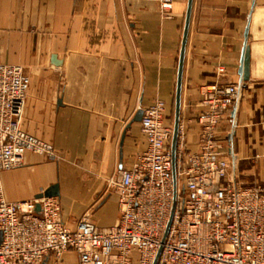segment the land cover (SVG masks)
Segmentation results:
<instances>
[{"label": "crops", "instance_id": "1", "mask_svg": "<svg viewBox=\"0 0 264 264\" xmlns=\"http://www.w3.org/2000/svg\"><path fill=\"white\" fill-rule=\"evenodd\" d=\"M187 11L188 0L166 15L157 0H0V62L22 66L31 80L22 128L60 156L50 162L27 153L22 166L2 172L9 202L57 184L69 230L85 216L99 228L117 224L119 198L109 181L148 146L136 116L162 101L174 128ZM246 46L250 75L242 81ZM217 83L241 84L219 127L237 180L264 187V0L193 2L180 123L190 152L200 150L203 88ZM42 264L80 262L69 251Z\"/></svg>", "mask_w": 264, "mask_h": 264}, {"label": "built area", "instance_id": "2", "mask_svg": "<svg viewBox=\"0 0 264 264\" xmlns=\"http://www.w3.org/2000/svg\"><path fill=\"white\" fill-rule=\"evenodd\" d=\"M157 1L166 15L177 0ZM30 84L22 66L0 62V174L22 166L27 153L60 160L51 143L22 128ZM241 91V84L203 88L200 150H187L180 128L176 186L165 103L144 110L147 149L109 181L120 207L112 227L85 216L69 230L59 198L9 202L0 182V264H42L69 251L80 264H154L161 248L158 264H264V187L238 182L232 149L219 138Z\"/></svg>", "mask_w": 264, "mask_h": 264}, {"label": "water", "instance_id": "3", "mask_svg": "<svg viewBox=\"0 0 264 264\" xmlns=\"http://www.w3.org/2000/svg\"><path fill=\"white\" fill-rule=\"evenodd\" d=\"M193 2L194 0H188V11H187V17H186V24H185V30H184V36H183V42H182V49H181V55L179 60V67H178V80H177V90H176V107H175V123L173 128V136H172V143H171V151H172V161H173V176H174V182L175 186L177 185V172H176V164H177V148H178V140H179V132H180V123H181V95H182V86H183V73H184V65H185V56H186V48H187V42H188V36H189V29H190V23H191V15H192V8H193ZM246 34V38H247ZM250 50L246 46L243 52V58H242V66L240 69V75L242 77V81H248L249 75H250ZM55 64H59V62L56 61L54 58ZM144 111H140L138 115L135 118V121H141L143 117ZM50 198V197H60V190L59 185H53L48 190L42 192L39 196H37L36 199H42V198ZM37 210L40 211V206H37ZM171 226V222L168 225V228L166 230L163 243L165 242V239L167 238L169 229ZM2 242V234H1V241ZM162 252V248L160 249L157 258L154 262V264H158V260L160 258Z\"/></svg>", "mask_w": 264, "mask_h": 264}, {"label": "rangeland", "instance_id": "4", "mask_svg": "<svg viewBox=\"0 0 264 264\" xmlns=\"http://www.w3.org/2000/svg\"><path fill=\"white\" fill-rule=\"evenodd\" d=\"M234 169V168H233ZM253 187H259V186H253Z\"/></svg>", "mask_w": 264, "mask_h": 264}]
</instances>
